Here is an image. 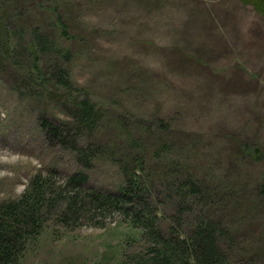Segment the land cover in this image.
I'll use <instances>...</instances> for the list:
<instances>
[{
  "label": "rangeland",
  "instance_id": "obj_1",
  "mask_svg": "<svg viewBox=\"0 0 264 264\" xmlns=\"http://www.w3.org/2000/svg\"><path fill=\"white\" fill-rule=\"evenodd\" d=\"M15 1L25 11L15 23L43 31L49 29L46 8L59 7L82 38L72 46V80L106 109L105 124L116 130L109 122L114 110L142 144L151 148L162 138L172 149L163 158L187 164L209 189L211 206L193 204L194 211L184 215L187 224L204 210L238 241L232 264H264V0ZM8 2L0 0V18ZM40 98L18 92L0 74V204L18 197L36 173L62 180L82 171L90 176L88 186L116 189V163L98 158L86 169L71 149L50 139L41 115L69 117ZM133 117L141 120L137 126H165L149 137L144 129L136 131ZM108 129L97 134L106 144L119 142V134ZM147 155L157 163L153 151ZM160 199L165 215L178 206L162 193ZM167 220L161 219L163 228ZM127 231L117 215L75 227L51 216L27 245L23 264H118Z\"/></svg>",
  "mask_w": 264,
  "mask_h": 264
},
{
  "label": "trees",
  "instance_id": "obj_2",
  "mask_svg": "<svg viewBox=\"0 0 264 264\" xmlns=\"http://www.w3.org/2000/svg\"><path fill=\"white\" fill-rule=\"evenodd\" d=\"M7 5L3 10L7 15L0 18V74L10 79L18 92L44 98L46 106H60L69 118L57 121L41 115L39 124L45 133L71 149L86 169L98 158L116 163L121 183L116 189L101 190L88 186L87 172H75L62 180L54 174L36 173L18 197L0 204V264H23L27 245L39 236L51 216L66 227H75L114 215L129 230L118 264H232L230 252L238 241L223 222L200 209L187 224L184 215L194 211L193 204L211 206L212 196L187 164H172L170 158H163L165 152H172L171 146L162 138L155 139L151 148L142 144L141 135H131L129 122L114 110L109 122L117 124L119 142L106 144L100 137L110 127L105 124L106 109L88 88L74 85L69 67L72 46L82 38L69 29L59 7L46 8L49 29L43 31L38 25L16 24L13 18L23 17L25 11L15 0ZM11 6L14 11L9 12ZM133 119L136 131L144 129L149 137L165 126L159 121L139 127L141 120ZM81 137L90 141L81 143ZM244 150L249 152V147ZM150 151L157 163L149 162ZM253 156L259 155L253 152ZM173 174L182 178L175 180ZM259 188L264 197V185ZM161 193L178 205L170 215L159 207ZM162 218L168 219L165 228Z\"/></svg>",
  "mask_w": 264,
  "mask_h": 264
}]
</instances>
